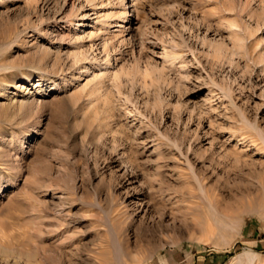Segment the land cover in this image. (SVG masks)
<instances>
[{
    "label": "rangeland",
    "instance_id": "rangeland-1",
    "mask_svg": "<svg viewBox=\"0 0 264 264\" xmlns=\"http://www.w3.org/2000/svg\"><path fill=\"white\" fill-rule=\"evenodd\" d=\"M0 193V264H264V0H0Z\"/></svg>",
    "mask_w": 264,
    "mask_h": 264
},
{
    "label": "bare ground",
    "instance_id": "bare-ground-1",
    "mask_svg": "<svg viewBox=\"0 0 264 264\" xmlns=\"http://www.w3.org/2000/svg\"><path fill=\"white\" fill-rule=\"evenodd\" d=\"M130 1H132V0H130ZM135 3L133 4L134 6H135ZM136 8H137V6L135 7V10H136ZM66 81L67 80L65 79V82ZM42 95H44V94H42ZM119 222H120L121 225L125 224V221L124 220L123 221L120 220ZM114 226H115V224H114ZM121 230L122 229L120 227L118 229H116V228L114 229V232H115V234H117L118 237H119V233H120ZM65 241H64V243H65ZM117 242H118V244H117L116 247H114V252H113V258L115 260V264H128V260L127 259L129 258L128 256L132 253V251H133L132 249H135V251H138V252L143 251V249H144L143 248V244L144 243H142V242H144V239H140V240L139 239H134V241H132L130 244H128V242L125 241L126 243L125 244H122V242L118 238ZM67 244H68V242H67ZM130 260H131V258H130ZM145 260H146V256H143L139 260V262L137 264H142ZM99 264H104V263H99Z\"/></svg>",
    "mask_w": 264,
    "mask_h": 264
}]
</instances>
